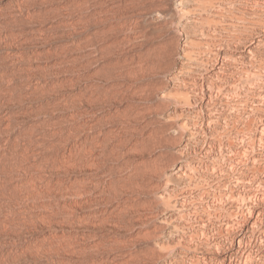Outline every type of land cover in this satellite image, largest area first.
Segmentation results:
<instances>
[{
  "label": "rangeland",
  "instance_id": "374dc122",
  "mask_svg": "<svg viewBox=\"0 0 264 264\" xmlns=\"http://www.w3.org/2000/svg\"><path fill=\"white\" fill-rule=\"evenodd\" d=\"M10 263L264 264V0H0Z\"/></svg>",
  "mask_w": 264,
  "mask_h": 264
},
{
  "label": "bare ground",
  "instance_id": "6f19581e",
  "mask_svg": "<svg viewBox=\"0 0 264 264\" xmlns=\"http://www.w3.org/2000/svg\"><path fill=\"white\" fill-rule=\"evenodd\" d=\"M67 139H68V138H67ZM89 139H90V138H89ZM71 141H72V140H71ZM86 141H87V140H86ZM64 142H65V141H64ZM93 142H94V141H93ZM93 142H92V143H93ZM81 143H82V142H81ZM77 144H78V143H77ZM65 145H66V144H65ZM94 145H95V144H94ZM35 146H36V145H35ZM86 146H87V145H86ZM90 146H91V144H90ZM92 147H94V146H92ZM71 148H72V147H71ZM71 148H70V149H71ZM89 148H91V147H89ZM78 149H79V148H78ZM92 149H93V148H92ZM89 151H90V150H89ZM89 154H90V152H89ZM76 156H77V154H76ZM72 157H73V156H72ZM25 176H26V175H25ZM25 176H24V177H25ZM26 177H27V176H26ZM28 178H29V177H28ZM23 179H24V178H23ZM23 179H22V180H23ZM28 181H29V180H28ZM32 181H33V180H32ZM31 186H32V185H31ZM31 186H30V187H31ZM21 188H23V187H21ZM24 188H25V187H24ZM27 189H28V188H27ZM29 190H30V189H29ZM77 192H78V191H77ZM69 194H70V193H69ZM82 194H83V193H82ZM21 200H23V199H21ZM27 202H28V201H27ZM10 203H11V202H10ZM12 203H13V202H12ZM20 203H21V202H20ZM13 205H14V204H13ZM26 205H27V204H26ZM3 206H4V205H3ZM6 207H7V206H6ZM10 208H11V207H10ZM13 211H14V210H13ZM16 214H17V213H16ZM9 215H10V214H9ZM14 215H15V214H14ZM15 218H16V217H15ZM10 264H11V263H10Z\"/></svg>",
  "mask_w": 264,
  "mask_h": 264
}]
</instances>
